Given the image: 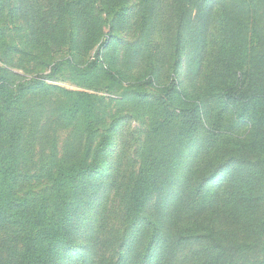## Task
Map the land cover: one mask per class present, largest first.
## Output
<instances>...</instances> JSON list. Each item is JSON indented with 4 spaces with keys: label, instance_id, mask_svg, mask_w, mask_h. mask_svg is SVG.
Segmentation results:
<instances>
[{
    "label": "rangeland",
    "instance_id": "rangeland-1",
    "mask_svg": "<svg viewBox=\"0 0 264 264\" xmlns=\"http://www.w3.org/2000/svg\"><path fill=\"white\" fill-rule=\"evenodd\" d=\"M25 1L0 0V76L1 70L8 73L12 94L19 95L25 111L21 120L7 116L23 126L17 191L32 201L34 211L42 207L46 217L61 220L47 264H87L91 252L117 260L125 253L128 243H121L132 224L124 219L125 210L143 174L147 138L165 122L175 140L180 116L195 105L200 131L215 135L213 144L221 152L216 158L198 156L194 170L209 174L218 165L237 170L248 194L227 217L195 211L179 221L186 223L173 231L166 262L264 264V0H209L205 11L196 8L201 0H189L182 52L183 0H168L172 8L162 14L160 25L158 18L146 22L143 0H40L46 17L42 34L32 16L38 9ZM120 3L125 9L118 19ZM238 6L242 18L227 23L219 65L211 64L214 47L205 35L223 9ZM74 7L82 13L76 23L68 13ZM99 160L102 168L95 174L80 172L69 179L67 191L53 188L54 177L64 171L60 168ZM165 173L160 166L148 181L153 190L142 212L145 237L156 224L158 206L165 204L160 203ZM87 180L91 184L84 187ZM95 206L102 226L90 236L94 217L88 212ZM81 208L86 218L80 217ZM114 236L116 243L108 246L106 239ZM24 241L23 229L4 225L0 264H32ZM138 245L140 259L147 246Z\"/></svg>",
    "mask_w": 264,
    "mask_h": 264
},
{
    "label": "trees",
    "instance_id": "trees-1",
    "mask_svg": "<svg viewBox=\"0 0 264 264\" xmlns=\"http://www.w3.org/2000/svg\"><path fill=\"white\" fill-rule=\"evenodd\" d=\"M151 1V4H149ZM28 7L35 4L38 9L32 15L33 18L41 25L40 33L45 31V26H42V20L46 17L41 15L42 7L39 4L40 0H26ZM123 3V0H120ZM148 2V3H147ZM181 12L182 16H179V22H182V26L179 31V49L181 52L184 47L182 44L186 42L185 39V23H187V16L189 14V0H183ZM118 5L116 17L119 19L125 9V6ZM143 15L146 22L156 21L158 18L159 25L164 17L162 14L165 10L172 8V3L168 0H143ZM198 3V2H197ZM197 9L201 11L208 10L210 7L209 0H201L197 5ZM106 7L103 3V7ZM116 7V6H115ZM252 4L250 5V8ZM243 9L240 6L225 11H221L214 24V29L210 30L205 35V39H210L211 45L214 47V60L212 63L219 65V42L224 41L227 23L231 20H240L243 15ZM68 13L71 15V21L74 23L81 18V14L77 8H71ZM180 13V12H179ZM181 15V13H180ZM162 17V18H161ZM152 19V20H151ZM33 21V19L31 18ZM146 23V24H147ZM144 26H146L144 24ZM71 37L74 38V32L71 33ZM203 47L205 45L202 42ZM182 45V46H181ZM178 49V50H179ZM180 57V55H179ZM208 69V72L211 71ZM0 76V229L4 225H16L25 232V258L30 260L32 264H47V250L49 244L53 241L55 235L60 231L61 220L54 222L53 217L45 216V209L38 207L33 210L32 201L17 191V184L19 178L18 159L21 154L22 145V121L10 122L8 121V115L10 117L19 118L20 120L25 118V111L20 104L19 95L14 96L11 91V84L9 83L8 73L5 70H1ZM174 85V80L171 81L170 86ZM21 96V95H20ZM74 110L77 108L74 106ZM200 113L198 106L180 116L178 125L177 138L170 135L169 123L159 122L154 127L153 132L147 138L148 147L143 148L144 156L140 159L142 165V175L138 184L131 190L128 196L127 206L125 210L124 219H130L132 224L127 229V237L121 243L122 245L128 243L125 253L119 255L117 260L109 259L102 253L91 252L87 264H168L166 262L167 252L172 248V235L173 231H180L182 224L179 223L182 219L186 220L192 217L191 212L195 211H208L209 213H217L219 215L229 216L233 210L237 208V205L241 203L244 197L247 196L248 190L245 177L237 170H231L229 168H223L224 166L218 165L209 173L204 174L196 172L194 165L197 157L212 156L216 158L221 152V149L215 147L213 134L205 135L204 131H200ZM87 134L90 133V129H87ZM89 139V137H88ZM106 139V138H105ZM104 139V141H105ZM169 141V145L167 144ZM166 145V146H163ZM108 146L104 143V148ZM164 159L168 160V163H164ZM84 162V160H83ZM164 167L166 173L163 175V179L166 183V187L162 188V200L159 205L156 224L149 237H145L146 232H142L140 228L148 230L144 225V217L142 212L144 211L148 195L152 192V188L149 184L151 173L153 174L159 167ZM78 168V169H77ZM102 168V161L99 160L96 164H91L82 167V162L79 166L72 165L67 168H60L64 170L62 174L58 173L53 180V188L56 191L70 189L69 179L76 180L80 172H86L87 175H93L96 171ZM91 183L89 180L84 183V187H89ZM93 186H96L97 184ZM99 185H97V188ZM167 189V190H166ZM264 194V193H263ZM91 203L89 205L94 206V197L90 194ZM256 197H253L252 201L256 202ZM93 215L91 227L89 229L90 236L95 235L99 228L101 214L98 215L96 206L94 210L91 208L88 215ZM181 216L183 218H179ZM80 217L86 218V211L81 208ZM129 221V220H128ZM84 229L81 231L83 232ZM93 233V234H92ZM82 234V233H81ZM78 236V234H77ZM92 238V237H91ZM146 238L147 241L143 242L142 239ZM107 245L111 246L115 244L116 236L111 239H106ZM138 243H144L146 247L145 254L138 259L136 256V248L139 247ZM95 245L92 243L91 249ZM141 247V246H140ZM93 253V254H92ZM82 261L84 255H82ZM139 260V261H138ZM26 261V260H24ZM81 261V262H82Z\"/></svg>",
    "mask_w": 264,
    "mask_h": 264
}]
</instances>
